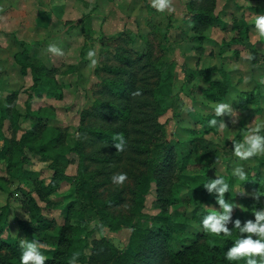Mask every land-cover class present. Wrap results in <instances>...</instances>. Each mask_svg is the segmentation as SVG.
Returning <instances> with one entry per match:
<instances>
[{"label": "rangeland", "instance_id": "1", "mask_svg": "<svg viewBox=\"0 0 264 264\" xmlns=\"http://www.w3.org/2000/svg\"><path fill=\"white\" fill-rule=\"evenodd\" d=\"M104 1L107 3L106 6H102L101 3L93 5L92 2L84 5L78 0L80 11L76 20L79 21V25L68 26V36L66 41L62 42V54H53L44 60L40 59L41 53L27 54L28 59L24 61L25 63L27 61L37 62L47 69L48 73L45 74L47 79L43 78L45 81H53V91L45 88L44 85V88L40 86L34 88L29 63L24 66V72L21 70L22 67L19 68L13 64V68L8 70L7 87L2 86L3 90L0 92V113L2 112V115L0 117L4 121L5 136L19 139L21 132L29 129L32 120L37 118H39L40 128H43L41 134L40 131L36 132L40 138L39 149L42 153L29 154L27 163V168L38 172L37 181L46 185L52 174L47 166L49 161L43 156L45 154L47 157L60 159L63 163L68 162L65 172L71 178L60 183L53 197L71 189L72 177L76 172V164L71 162L73 158L71 149L79 137L78 127L81 120L84 119L83 124L91 122L92 126L100 125L98 120L93 121L86 115L82 117L81 112L91 107L92 101L97 99L98 90L101 87L102 90L105 89L102 81L112 76L103 71V67H120L133 72L134 69L135 71L140 70L143 63L145 76L149 77L151 83L154 82L153 85L161 76L159 75L163 71L161 69L167 68L172 71V81L170 84V79L167 82L169 88L167 93L170 94H167L168 99L161 103L159 111L163 114L156 117V122L164 125L166 140L175 147H178V141L189 137L186 129L195 128L193 117L205 115L209 110L213 112L216 103H207L203 98L202 89L207 87L204 80L194 77L191 82H187V72L210 66H216L224 71L225 75L215 72L212 77L220 80L218 95L222 100L219 102H229L235 115L221 114L220 120L224 122L226 128L218 127L217 132H210L205 136L214 146L220 148H216L220 162L216 166V171L210 174L212 178H215V175H228L229 177L231 169L237 163L243 165L246 174L249 173L252 167L260 162L259 159H262L264 154L240 160L232 152V141L242 140L247 129L264 122V38L260 37L254 27V14L264 12V0H168V6L163 10L154 8L152 0ZM69 4L72 6L71 2ZM251 7L257 11L252 12ZM201 9H207L213 14L215 20L212 24L192 21L191 14ZM70 19L74 17L70 16ZM84 24H89L90 28L83 29ZM103 29L107 32L105 36H102ZM89 49H93L96 53L95 64L91 63L93 58L87 56ZM126 51L130 52H127V58L134 64L133 70H131L130 62L126 67L122 66L116 57L118 54H125ZM140 55L148 57L143 60V63H134L133 61ZM166 61L170 68L164 65ZM16 69H19V72ZM166 76L169 77V72ZM228 87L230 88L227 91ZM226 91L227 94H225ZM256 91H259L261 95L258 102L255 99L250 100ZM148 106L145 110L151 109L152 104ZM157 107L158 105L152 112L153 114L158 111ZM6 108L9 111L8 114L5 112ZM91 109L94 108L91 107ZM11 119L17 123L15 125L17 128L10 125ZM233 120H235L234 123ZM57 130H62L64 141L62 145L54 140ZM261 131L264 132V129ZM236 134L239 135L236 136ZM86 149L96 152L93 146H88ZM197 154L201 158L207 156L206 152ZM1 165L2 163L0 167ZM88 165L90 171L98 172L97 180L102 183L96 191V199L103 201L119 190L124 192L122 193L124 198L122 204L108 210L113 217L117 218L115 225L113 227L104 226L96 234V237H103L118 251L124 250L134 254V248L131 245L132 229L121 224L123 221L138 220L141 225H146L147 218L156 215L160 210L173 215L186 216L191 208L189 204L180 201L165 206L160 203L162 206H159V210L157 208L159 203L156 201L152 188L143 200L141 211L143 216L136 218V215L132 216L134 205L128 189H131L133 178L141 172L142 166L139 168L132 164V168L125 172L124 163L107 166L89 162ZM120 172L126 173V179L120 183L113 182L111 177ZM262 178L264 179V167ZM231 179L230 192H225L224 198L237 206L230 210L226 223L229 229L233 226V221L237 219L240 221L242 215H235L238 211L245 212L244 220L240 223L243 224L246 221V210L249 206L244 198L238 195L239 180L233 176ZM35 186L37 187L38 184L35 183ZM10 189H14V186ZM32 193L31 196L37 195L35 192ZM246 193L249 199L254 201L251 191ZM181 195L185 197L183 192ZM207 201L204 208L208 212L213 209L220 210L216 203L215 190L209 192ZM258 201L264 208V198ZM5 204L9 206V212L8 214L4 212L5 215L0 219V223L6 221V225L2 227L0 225V244L15 242L20 244V238L35 240L25 236L18 228L16 220L26 217L20 206L19 193L12 191L10 194L0 191V209ZM49 213L60 221L58 212ZM96 224V214L90 212L87 215L85 227L74 224L75 227L68 229L67 232L75 240H82L86 231ZM41 239L40 244L43 245L45 239ZM258 260H261L260 256ZM77 264L87 263L77 262ZM151 264H167V260L162 262L155 260Z\"/></svg>", "mask_w": 264, "mask_h": 264}, {"label": "trees", "instance_id": "2", "mask_svg": "<svg viewBox=\"0 0 264 264\" xmlns=\"http://www.w3.org/2000/svg\"><path fill=\"white\" fill-rule=\"evenodd\" d=\"M191 18L193 22L208 25L215 20L213 14L207 9L194 11ZM127 52L129 51L123 55L118 54L116 57L122 66L126 67L130 62L131 70H133L135 66L128 60ZM26 56L25 51L18 53L15 55V61L22 67L23 72L24 66L29 63L34 88L44 85L45 88L53 91V81H45L47 69L37 62L25 63L24 61L28 59ZM147 57V55L137 56L133 62L143 63ZM168 64L167 61L164 62V65ZM168 67L170 68L169 65ZM102 70L112 76L102 81L105 89L102 90L101 87L98 90L97 99L91 103L94 109L88 107L81 112L82 117L86 115L93 121L98 120L100 125L92 126L91 122L83 124L84 119L81 120L78 127L79 137L71 149L73 152L71 162L76 164V172L72 177L73 186L69 191L56 195L55 198L53 196L58 191L60 183L70 178L65 172L68 162L63 163L60 159L43 155L49 161L47 166L52 173L46 185L37 181V171L27 168L29 154L40 152V138L36 132L40 131L41 134L43 128H40L39 118L33 119L31 127L24 129L20 138L16 139L5 136L4 121L0 117V163H2L0 191L10 194L12 191L19 193L20 206L26 217L16 220L18 228L25 236L34 238L39 243L41 238L45 239L43 247L40 248L46 257L44 264H68L73 253H79L76 256L77 262L87 264H151L155 260L161 262L167 260V264H245V258L229 261L225 257V252L234 243V237L246 234L239 233L238 229L232 226L229 236L223 233L213 235L201 224L203 217L209 213L204 208L205 203L208 202L209 191L202 184L208 179H213L210 172L216 171V166L220 162L216 152V148H220L214 146L205 137L210 132H217L218 126H209L207 123L215 115L214 111L209 110L205 115L193 117L195 128L186 129L189 137L178 141V147H175L166 140L164 125L156 122L158 116L163 114L159 111L160 105L168 99L167 94H170L167 93L169 91L167 82L169 79V84L172 81V71L167 68L161 69L163 70L159 73L161 76L153 85L154 82L151 83L149 77L145 76L144 63L140 70L134 69L133 72L120 67H103ZM168 72L169 77L166 76ZM215 72L225 75L224 71L216 66L189 70L186 74L187 82H191L194 77L204 80L207 87L202 89V96L207 103L222 100L218 95L220 80L212 77ZM50 83L52 85H49ZM254 99L257 102L261 99L259 91L250 97V100ZM150 103L151 109L145 110ZM157 105L158 111L153 114ZM5 112L9 113L7 108ZM216 119L219 121L220 117ZM9 123L17 125L13 119ZM117 133L122 134L125 140L124 148L120 151H117L113 145L114 135ZM54 140L59 145L64 144L62 130L56 131ZM88 146H93L96 152L92 149L87 150ZM199 152H206V158H201L197 154ZM259 161L247 173L244 181H238V195L242 196L249 205L246 210V220H254L252 212L263 208L258 199L264 198V179L262 178L264 156ZM89 162L107 166L124 163L125 172L132 168V164L139 168L142 166L141 172L133 178L131 189H128L134 205L132 216L136 215V218L143 216L141 214L143 200L152 188L156 201L159 203L157 204L159 210V206H162L160 203L165 206L180 201L189 204L191 208L186 216L173 215L160 210L156 215L147 218L146 225H141L138 220L123 221L121 224L132 229L131 245L134 248V254L124 250L118 251L103 237H96V234L104 226L115 225L117 218L113 217L108 210L122 204L124 192L119 190L103 201L96 199V191L102 183L97 180L98 172L89 170ZM224 177L232 183V179L230 180L232 175ZM35 183L38 184L37 187ZM13 186L14 189H10ZM254 190L259 191L262 196L258 199L254 198L253 201L249 199L246 192L253 193ZM32 192L37 195L31 196ZM182 192L184 198L181 195ZM53 211L58 212L60 221L49 213ZM4 212L7 214L9 212L7 204L0 209V219L5 215ZM90 212L96 214L97 224L86 231L84 239L75 240L67 230L74 228V224L85 227L87 215ZM237 213L235 215H242L240 218L242 222L245 212ZM0 225L1 227L6 225V221H2ZM22 251V247L17 242L1 243L0 264H21ZM255 258L258 262L260 261L258 255Z\"/></svg>", "mask_w": 264, "mask_h": 264}, {"label": "clouds", "instance_id": "3", "mask_svg": "<svg viewBox=\"0 0 264 264\" xmlns=\"http://www.w3.org/2000/svg\"><path fill=\"white\" fill-rule=\"evenodd\" d=\"M152 6L157 10H163L168 6V0H152ZM254 17L255 30L261 38H264V12L255 13ZM48 51L57 55L62 54V50L54 43L48 45ZM95 55L96 53L93 49L88 50L87 56L93 58L91 59L92 64L96 63ZM214 113L215 115L207 123L209 126H218L220 129H224L226 126L222 120L218 121L216 117L230 113L235 115L230 103L227 101L216 102ZM232 122L234 123L235 120ZM261 129H264V122L257 123L255 127L247 129L243 134L242 140L232 141V152L236 157L240 160H246L254 155L264 154V132ZM114 140L113 145L116 150H123L125 145L123 135L115 134ZM231 175L239 181H244L247 174L243 165L237 163L231 169ZM111 179L115 183H120L126 179V173L114 174ZM202 185L209 192L215 190L216 203L220 209L219 211L213 209L203 217L201 221L203 228L213 235L223 233L225 236H229L232 229L230 230L226 223L230 216V210L237 206L224 198V193L230 192L229 182L224 176L215 175V178L208 179ZM252 194L256 199L262 196L257 190H254ZM252 214L254 220H246L242 226L239 219L233 221V228L238 229L239 233L246 235L233 238L234 243L225 252V257L229 261L245 258V264H264V208L255 209ZM19 243L23 249L20 256L21 264H44L46 257L40 251V248L43 247L42 244L27 238H20ZM78 255L79 253H73L68 260V264H77L76 256ZM257 255L261 257L259 262L255 258Z\"/></svg>", "mask_w": 264, "mask_h": 264}, {"label": "crops", "instance_id": "4", "mask_svg": "<svg viewBox=\"0 0 264 264\" xmlns=\"http://www.w3.org/2000/svg\"><path fill=\"white\" fill-rule=\"evenodd\" d=\"M80 1L84 5L91 2L93 5L107 4L104 0ZM79 9L78 0H0V92L2 86L7 87L8 70L13 68V64L20 68L15 61L16 54L23 51L29 55L41 53L43 58L40 59L44 60L54 54L48 51L50 43L62 49V42L68 36V26L79 25L76 20ZM251 10L257 11L252 7ZM89 28V24L83 25V29ZM105 34L107 32L103 29L102 36ZM16 70L19 72V69Z\"/></svg>", "mask_w": 264, "mask_h": 264}]
</instances>
